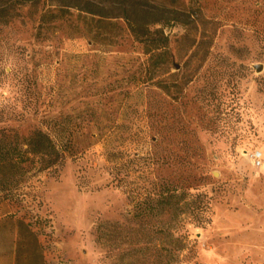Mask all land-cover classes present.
<instances>
[{
    "label": "rangeland",
    "instance_id": "obj_1",
    "mask_svg": "<svg viewBox=\"0 0 264 264\" xmlns=\"http://www.w3.org/2000/svg\"><path fill=\"white\" fill-rule=\"evenodd\" d=\"M151 1L183 13L157 25L162 57L122 20L75 13L48 40L27 17L0 33V129H42L64 155L27 154L0 188V264H142L131 196L154 177L210 200L203 227L171 217L170 264H264V0Z\"/></svg>",
    "mask_w": 264,
    "mask_h": 264
},
{
    "label": "trees",
    "instance_id": "obj_2",
    "mask_svg": "<svg viewBox=\"0 0 264 264\" xmlns=\"http://www.w3.org/2000/svg\"><path fill=\"white\" fill-rule=\"evenodd\" d=\"M74 13L77 19L89 16L99 22L122 20L144 51L156 57L166 55L165 36L157 25L180 20L183 15L178 9H169L151 0H0V33L4 27L27 17L37 22L35 37L48 40L50 36L41 34V30L50 28V24L71 20ZM7 131L0 129L2 189L15 185L25 174L27 154L37 155L44 169L56 166L64 157L52 137L42 129H34L27 136H19L16 132L10 136ZM140 176L137 175V178ZM147 181L141 191L137 190L131 196L136 201L138 219L135 223L140 230L129 253L135 257L141 253L142 264H156L155 258L162 264H170L181 248L182 236H174L171 224L176 220L171 217L176 218L178 214L187 212L195 226L203 227L210 221V200L205 192H190L191 184L188 181L165 177H154ZM158 215L157 221L165 232L160 237L153 235L156 223L152 219ZM153 245L152 250H148Z\"/></svg>",
    "mask_w": 264,
    "mask_h": 264
},
{
    "label": "built area",
    "instance_id": "obj_3",
    "mask_svg": "<svg viewBox=\"0 0 264 264\" xmlns=\"http://www.w3.org/2000/svg\"><path fill=\"white\" fill-rule=\"evenodd\" d=\"M252 160L254 165L258 166L262 163V152L256 150L255 152L252 153Z\"/></svg>",
    "mask_w": 264,
    "mask_h": 264
},
{
    "label": "water",
    "instance_id": "obj_4",
    "mask_svg": "<svg viewBox=\"0 0 264 264\" xmlns=\"http://www.w3.org/2000/svg\"><path fill=\"white\" fill-rule=\"evenodd\" d=\"M256 69H257V70H260V66H257Z\"/></svg>",
    "mask_w": 264,
    "mask_h": 264
},
{
    "label": "crops",
    "instance_id": "obj_5",
    "mask_svg": "<svg viewBox=\"0 0 264 264\" xmlns=\"http://www.w3.org/2000/svg\"><path fill=\"white\" fill-rule=\"evenodd\" d=\"M11 264H13V262Z\"/></svg>",
    "mask_w": 264,
    "mask_h": 264
}]
</instances>
